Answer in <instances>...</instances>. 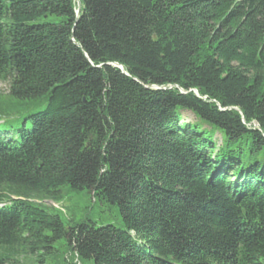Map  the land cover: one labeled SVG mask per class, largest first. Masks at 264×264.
<instances>
[{
    "label": "trees",
    "instance_id": "1",
    "mask_svg": "<svg viewBox=\"0 0 264 264\" xmlns=\"http://www.w3.org/2000/svg\"><path fill=\"white\" fill-rule=\"evenodd\" d=\"M0 81V264H264V0H0Z\"/></svg>",
    "mask_w": 264,
    "mask_h": 264
},
{
    "label": "rangeland",
    "instance_id": "2",
    "mask_svg": "<svg viewBox=\"0 0 264 264\" xmlns=\"http://www.w3.org/2000/svg\"><path fill=\"white\" fill-rule=\"evenodd\" d=\"M9 91V84L7 82L0 81V92L7 93ZM183 116L186 122H194L195 116L191 112H183ZM218 141L220 135L217 134ZM63 197L59 202H50L55 208V211L59 213L68 227L69 225H75L85 222L86 220L94 222L97 226L102 225H116L123 228L124 223L122 215L118 206L111 205L98 197H95L93 193L88 190L74 191L69 186L62 188ZM54 212V211H53ZM66 241L61 240L57 243L58 256L54 258L50 264H66L70 261L76 264H92L87 261H80L79 258L71 253L67 246Z\"/></svg>",
    "mask_w": 264,
    "mask_h": 264
},
{
    "label": "water",
    "instance_id": "3",
    "mask_svg": "<svg viewBox=\"0 0 264 264\" xmlns=\"http://www.w3.org/2000/svg\"><path fill=\"white\" fill-rule=\"evenodd\" d=\"M80 5V4H79ZM198 94V93H197ZM198 96H200L199 94H198ZM256 125H258V124H256Z\"/></svg>",
    "mask_w": 264,
    "mask_h": 264
}]
</instances>
